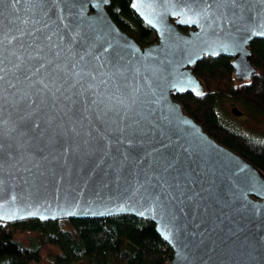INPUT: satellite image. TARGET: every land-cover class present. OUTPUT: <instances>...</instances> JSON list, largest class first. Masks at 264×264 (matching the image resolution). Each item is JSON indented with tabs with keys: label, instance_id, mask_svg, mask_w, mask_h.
Returning a JSON list of instances; mask_svg holds the SVG:
<instances>
[{
	"label": "water",
	"instance_id": "95a60500",
	"mask_svg": "<svg viewBox=\"0 0 264 264\" xmlns=\"http://www.w3.org/2000/svg\"><path fill=\"white\" fill-rule=\"evenodd\" d=\"M131 2L158 33L152 45L120 29L111 0H0V143L15 145L13 159L0 157V220L130 214L155 223L169 264H264V173L173 97L205 93L193 69L206 56L232 58L238 81L253 78L264 3L181 23L178 6L192 0ZM48 60L62 72L41 104L14 65Z\"/></svg>",
	"mask_w": 264,
	"mask_h": 264
},
{
	"label": "trees",
	"instance_id": "16d2710c",
	"mask_svg": "<svg viewBox=\"0 0 264 264\" xmlns=\"http://www.w3.org/2000/svg\"><path fill=\"white\" fill-rule=\"evenodd\" d=\"M107 11L142 47L158 40V33L135 12L131 0H111ZM250 49L257 69L251 80L236 79L232 58L206 56L193 69L205 93L173 97L212 138L264 173V139L230 128L219 106L222 98L230 97L264 113V39H255ZM172 258L173 249L158 234L155 223L130 214L43 222L0 220V264H169Z\"/></svg>",
	"mask_w": 264,
	"mask_h": 264
},
{
	"label": "snow or ice",
	"instance_id": "6c2138e0",
	"mask_svg": "<svg viewBox=\"0 0 264 264\" xmlns=\"http://www.w3.org/2000/svg\"><path fill=\"white\" fill-rule=\"evenodd\" d=\"M103 2H107V0H103ZM261 2L264 3V0H261ZM178 7H180V15H183L185 17V19L182 20L181 23H199L201 19L207 20L209 18H212L214 21L215 11L219 10L222 7H227L232 9L233 15H236L237 13L235 10L243 9L244 4L242 3V0H212V2H209V0H192L191 3H185L182 6H178ZM193 17H195L196 19L193 20ZM260 27L264 28V25H260ZM252 34L264 35V31L253 32ZM240 41L246 42V37L241 36ZM240 41H235L234 46L239 48ZM17 59H21V58H17ZM29 59L39 61L42 60L43 58L37 55L34 57H30ZM81 59H83V57H81ZM53 64L54 61L48 60L46 63H39V66L36 65L29 66L27 64H24L23 62L14 65L16 69L21 72L25 80L30 81L33 86L36 85L39 86L36 89V91L41 96V101H40L41 104L45 102L44 101V96L46 95L45 90L51 91L50 84L54 83L55 79L60 77V74L62 72V69H60L59 65L49 68V65H53ZM42 70L44 71L42 72ZM79 75H80L79 73H73V76H79ZM33 76H38L39 78L33 80ZM0 79H3V77H0ZM78 82L79 81L77 80L76 83ZM74 86L75 84H73V87ZM56 91H59V88H57ZM24 95L30 98L29 93H25ZM20 99H23V97H21ZM32 102L35 103V101ZM30 115L31 113L28 114V116ZM21 120H26V117H21ZM31 128L40 129L41 125L40 123L33 121L31 123ZM12 131H15V128H13ZM25 134L26 133L23 132L20 133V135H25ZM14 148H15L14 144L0 143V157H3L8 160L13 159Z\"/></svg>",
	"mask_w": 264,
	"mask_h": 264
},
{
	"label": "rangeland",
	"instance_id": "374dc122",
	"mask_svg": "<svg viewBox=\"0 0 264 264\" xmlns=\"http://www.w3.org/2000/svg\"><path fill=\"white\" fill-rule=\"evenodd\" d=\"M219 106L220 114L222 117H225V121L230 128L236 129L243 135L249 137L264 139L263 112L257 108H252L241 101L231 100L230 97L222 98ZM235 106L244 113L243 118L231 114V110Z\"/></svg>",
	"mask_w": 264,
	"mask_h": 264
},
{
	"label": "flooded vegetation",
	"instance_id": "af4514ba",
	"mask_svg": "<svg viewBox=\"0 0 264 264\" xmlns=\"http://www.w3.org/2000/svg\"><path fill=\"white\" fill-rule=\"evenodd\" d=\"M244 117V116H243ZM243 117H241V118H243Z\"/></svg>",
	"mask_w": 264,
	"mask_h": 264
}]
</instances>
